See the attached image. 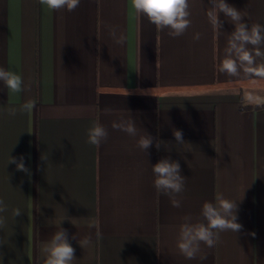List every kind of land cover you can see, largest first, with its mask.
<instances>
[{
    "label": "crops",
    "instance_id": "1",
    "mask_svg": "<svg viewBox=\"0 0 264 264\" xmlns=\"http://www.w3.org/2000/svg\"><path fill=\"white\" fill-rule=\"evenodd\" d=\"M225 2L249 25L264 24V0ZM189 3L192 25L172 38L130 0H81L72 12L0 0V67L20 74L24 89L11 93L0 82V264H44L41 248L59 226L74 264H264V78L222 74L234 25L220 13L214 30L210 0ZM28 100L36 102L30 114L20 111ZM129 119L136 137L112 129ZM94 122L109 132L99 147L86 142ZM174 129L183 145L175 147ZM145 131L153 137L146 153L136 146ZM156 139L171 150H157ZM10 156H23L31 176ZM166 157L186 178L179 208L153 186L151 166ZM218 194L237 202L240 231L185 259L177 248L183 218L201 219ZM86 236L92 243L82 248Z\"/></svg>",
    "mask_w": 264,
    "mask_h": 264
},
{
    "label": "clouds",
    "instance_id": "2",
    "mask_svg": "<svg viewBox=\"0 0 264 264\" xmlns=\"http://www.w3.org/2000/svg\"><path fill=\"white\" fill-rule=\"evenodd\" d=\"M38 3L52 11L64 9L72 12L79 7L81 0H38ZM210 4L212 6L208 8L206 16L214 30H220L223 26V22L219 19L220 13H223L225 18L234 25V30L227 36L219 71L234 78L241 76L264 78V24L257 22L249 25L243 19L246 13L226 3L225 0H210ZM130 8L137 15L146 17L158 30L168 29V35L172 38L182 36L192 25L189 0H130ZM108 31L116 44L120 45L125 42V35L118 33L115 26H109ZM192 38L198 41L200 33H194ZM0 82L11 93H20L24 90L22 76L4 67H0ZM35 106L34 100H28L21 105L20 111L30 114ZM16 111L14 107L8 109L9 115L12 116L16 114ZM104 111L106 115L111 114L110 109ZM111 127L129 136L136 137L138 134L133 119L113 122ZM145 133V135H140L136 142V146L144 153L153 144V137L146 131ZM86 134V142L95 147H99L109 137L108 129L98 122H94L87 129ZM173 136L176 141L175 147L185 143L181 130L174 129ZM162 145L166 150H171L170 142L156 139V149L160 150ZM41 158L45 160L43 156ZM9 163L15 164L17 171L31 176V171L26 167L23 156L19 159L10 156ZM151 171L156 191L168 196L173 207H181L182 201L178 197L185 191L186 178L181 175L179 162L170 157L162 158L151 166ZM214 200L215 202L203 203L200 211L201 219L193 222L190 215L183 218L177 248L185 259H196L201 252V244L208 248L215 247L220 240V233L225 231L237 233L242 227L237 222V202L224 197L223 194L216 195ZM4 211H6V205L0 199V213ZM20 214V209L13 210L14 217ZM3 224L4 220L0 217V226ZM73 239L76 237L74 236ZM78 243L82 248H86L92 240L90 236H86L78 240ZM41 253L44 264H74L76 260L75 249L69 242L67 230L60 226L51 239L44 243ZM199 258L201 261L207 259L204 255Z\"/></svg>",
    "mask_w": 264,
    "mask_h": 264
}]
</instances>
